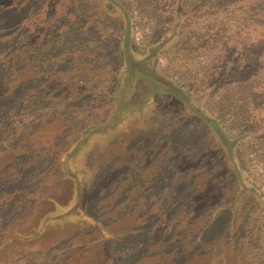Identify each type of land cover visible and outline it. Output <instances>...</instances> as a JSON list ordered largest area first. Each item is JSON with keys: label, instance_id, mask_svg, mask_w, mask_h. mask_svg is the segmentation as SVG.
Instances as JSON below:
<instances>
[{"label": "rangeland", "instance_id": "1", "mask_svg": "<svg viewBox=\"0 0 264 264\" xmlns=\"http://www.w3.org/2000/svg\"><path fill=\"white\" fill-rule=\"evenodd\" d=\"M98 1L35 0L28 7L31 0H0V60L6 53L3 43L35 24L45 28L41 24L44 19L49 21L54 15H63V19L67 18L66 26L69 22H77L79 26L78 29H64L63 52L56 51L60 52L57 53L60 57L54 62L48 59L49 52L54 50L52 40L24 44L18 52L12 50L16 59L27 58V72L30 67L31 74L43 84L42 88H30L32 93L41 95L40 102L31 110H18L13 117L17 122L25 114L31 118L26 129L19 126L17 133L27 132L23 138L30 151L25 160L36 164L33 175L39 180L38 184L49 189L60 204L68 202L72 183L61 178L52 158L71 148L85 125L105 123L117 111L121 100L124 103L120 117L123 127L97 135L92 145L83 149V156L70 161L71 170L80 180L91 182L92 192L96 195L93 205L102 218H135L142 222L144 218L158 217L179 223L194 211L208 210L214 202L231 203L233 192L237 190L239 194L241 186H255L264 196V139H251L248 135L250 137L240 140L230 156L221 148L205 121V117L216 121L233 139L246 136L249 128H256L261 116L250 107L254 93L249 85L237 79L239 65L245 62L242 60L244 45L243 48L237 43L199 48L191 45V41L189 45L183 38L177 40L169 33L170 25L159 24L155 10L157 0ZM263 1L237 0V6L260 5ZM123 10L132 21L136 56L151 48L150 44L156 40L174 39L167 49L159 52L158 59L143 68L148 69L149 74L157 69L160 76L190 96L194 106L203 110L204 117L194 113L171 93L162 92L151 76L144 77L153 81H141L143 77L130 76L128 68H124L122 75H117L114 42L120 35V22L124 23ZM234 10L240 26L245 22L247 26H253L252 18L259 15L252 14L249 18ZM8 18L11 25L4 29L1 22ZM186 28L185 35L191 36L193 25ZM45 33L43 30L40 35ZM255 35L260 37L261 33ZM250 39L252 45L258 40ZM99 44H103L104 51ZM58 48L59 45L55 46ZM19 70L14 69L18 73L17 84L22 78ZM6 87L10 88L9 83ZM19 104L20 101L15 105L16 109ZM251 119L252 126L249 124ZM0 122L1 128L9 125V121ZM238 171L241 183L234 179ZM243 193L233 209H242L245 222L237 226L232 244L229 242L232 238H227L230 213L218 215L217 225L222 228H218L215 237L218 238L217 251L223 249L226 261L227 251H231V255L245 252L251 256L245 264H258L264 261V199L260 203L255 195ZM216 196L219 198L215 201ZM45 206L51 205L43 203L34 216L26 218L30 222L28 227L36 226L39 211ZM195 206L199 208L194 209ZM250 221L253 227L247 233L244 226ZM70 232V228L62 225L53 228L43 236L42 243H49V238L54 236L59 240ZM239 240L241 245L238 247ZM245 242L251 243L250 252L246 250ZM206 253H211V249ZM187 254L183 253L180 259L184 264L193 263V256H189L192 254Z\"/></svg>", "mask_w": 264, "mask_h": 264}, {"label": "trees", "instance_id": "2", "mask_svg": "<svg viewBox=\"0 0 264 264\" xmlns=\"http://www.w3.org/2000/svg\"><path fill=\"white\" fill-rule=\"evenodd\" d=\"M92 1L99 2L98 0ZM101 1L106 3L110 0ZM157 1H155V10L159 17V24L170 25L169 33L175 35L177 40L183 38L186 43L189 44L191 41V45L199 46V48L204 45H232L233 43H237L243 48L242 45H244L242 60L245 62L239 65L237 79L243 84L249 85L248 88L254 93L249 101L250 107L261 116L258 124H255L256 128H249L246 136L233 139L222 130L216 121L208 117H205V121L210 126L221 148L230 156H233L235 147L240 140L247 139L250 137L248 135H251V139L260 138V141H263L264 1L260 5L249 4L244 8H241L240 4L237 6V0ZM34 3L35 0H31L28 7ZM234 9L249 18L252 14L259 15L257 18H252L253 26H247V22H245L241 28ZM123 16L125 17L124 23L120 22L118 27L120 35L114 42L116 43L114 57L118 61L117 75H122L124 68H128L130 76L141 75L143 77L141 81L156 79L155 83L162 88V92L171 93L185 103L188 108H191L194 113L204 117L203 110L194 106V102L189 99L190 96L173 82L160 76L157 69L149 74L148 69L143 68L152 60L158 59L159 52L167 49L174 39L165 42L156 40L150 44L151 48L136 56L132 44L134 40L132 21L125 10H123ZM66 19V17L63 19V15H54L52 20H42L41 24L45 28L41 29L39 25L35 24L23 29V33L21 32L16 37H10L3 43L6 53L0 60V121H9V125L1 128L0 122V264H175L176 258L179 262L177 264H184L180 259V257L183 258V253L192 254L189 255L194 259L193 263L190 260L191 264H245L246 260L251 258L245 252L231 255V251H227L228 260L226 261L223 249L217 251L219 249L218 238L215 237L218 235L217 231L222 228V225L218 227L217 221L220 220L219 214L230 213L229 220L226 219L229 232L227 238H232L228 239L232 244V235L235 231L237 232V226L245 222L242 219L244 215L242 209H233L239 196L244 195L243 192L246 191V193L255 195L260 203L264 199L255 186H249V188L241 186L239 194L237 190H234V200L231 203L226 205L223 202L218 204L214 202L208 210L194 211L179 223L174 222V219L158 217L156 219L144 218L141 220L142 222L135 218L112 217L107 219L98 214L95 205H93L96 195L94 191L92 192L91 182L86 183L85 180H80L78 175L71 170L70 161L78 156H83V149L92 145V141L97 135L106 134L113 129L120 130L123 127L120 117L124 111V103H121V100L117 113L115 112L103 124L89 123L85 125L79 131L80 136L71 148L52 158L54 165L58 167L61 178L72 183L68 202L60 204L55 195L50 194L49 189L38 184L39 180L36 175H33V171H36V164L29 162L28 159L25 160L30 151L26 139L23 138L27 132L24 130L17 133L19 126L25 128L27 121L29 122L31 118L25 114L22 120L17 122L13 117L16 116L18 110L21 112L31 110L40 102L41 95L37 96L32 93L30 88L34 89L37 86L42 88L43 84H40V79L36 75L31 74L30 67L27 72L26 68L29 65L27 58L16 59L13 51L17 50L16 52H18V49L24 44H41L52 40L54 41L51 42L54 50L49 52L48 59L54 62L60 57L57 53L63 52L61 47L63 46L64 29L79 27L76 25L77 22H69V25L66 26ZM190 24L193 25L194 32L191 36L185 35L186 27H189ZM1 25L6 29L8 25H11L10 19L3 20ZM43 30H46L47 33L40 35ZM258 32L261 33L260 37L255 35ZM17 37L18 40H16ZM253 37L258 40H254L256 42L252 45L250 38ZM103 44L98 46L102 51L105 49ZM57 45L60 48L55 49ZM15 68L20 69L19 72L22 76L18 84V73L16 74L14 71ZM144 76H151L152 79ZM8 83L10 88L6 87ZM19 101L20 104L16 109L15 105ZM257 109H260L259 112ZM253 121H255L254 118ZM253 121L249 120L251 126L254 125ZM234 179L237 183L238 181L241 183L239 171ZM217 198L219 196L215 197V201ZM43 203L45 205L50 203L51 208L45 206L44 209L38 210L40 213L36 226L28 227L30 222H27L26 218L34 216L38 206L40 207ZM198 208L195 206L194 209ZM61 225L63 228H70L72 232L66 237L59 238L61 241L54 236L49 238V243L43 244V236ZM252 227L251 221L244 226L245 230L247 228V233ZM239 245H241L240 240L238 247ZM245 247L248 252L252 249L251 243L248 242H245ZM210 249L211 253H206ZM96 250H98L97 254ZM196 250H199L200 253ZM258 264H264V261Z\"/></svg>", "mask_w": 264, "mask_h": 264}]
</instances>
